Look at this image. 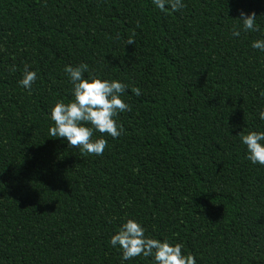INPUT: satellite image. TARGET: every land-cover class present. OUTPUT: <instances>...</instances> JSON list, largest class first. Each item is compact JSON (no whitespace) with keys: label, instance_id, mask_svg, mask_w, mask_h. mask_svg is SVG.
I'll return each instance as SVG.
<instances>
[{"label":"trees","instance_id":"obj_1","mask_svg":"<svg viewBox=\"0 0 264 264\" xmlns=\"http://www.w3.org/2000/svg\"><path fill=\"white\" fill-rule=\"evenodd\" d=\"M184 3L0 0V264H121L109 237L128 218L197 264H264V166L238 136L264 130V53L251 47L264 0ZM241 10L259 30L236 38ZM80 63L129 86L124 132L93 133L107 140L100 156L48 131L51 108L72 99L64 68ZM25 65L31 89L18 84Z\"/></svg>","mask_w":264,"mask_h":264},{"label":"clouds","instance_id":"obj_2","mask_svg":"<svg viewBox=\"0 0 264 264\" xmlns=\"http://www.w3.org/2000/svg\"><path fill=\"white\" fill-rule=\"evenodd\" d=\"M160 12H177L185 7L184 0H151ZM239 25L231 30L233 37L239 38L241 32L258 31L257 17L254 12H239ZM129 39L127 44H133ZM253 49L264 53V38L251 43ZM64 72L71 83L72 99L65 103L57 101L50 110L49 119L53 122L49 127V135L64 138L69 147L79 148L82 153L103 154L107 140L92 139L93 133L107 134L118 138L124 128L117 122L118 114L131 111V106L124 102L128 85L117 79H104L100 76L85 73L89 66L85 63L65 66ZM37 79V73L25 65L22 78L18 84L24 89H31ZM132 94L141 95V89L131 88ZM264 121V108L258 113ZM241 144L245 148V159L253 165L264 166V130H250L239 133ZM142 223L134 218L124 220L118 229L109 237V244L120 250L121 264L137 257L151 258V264H197V257L182 251L181 243H172L167 238H153L145 234Z\"/></svg>","mask_w":264,"mask_h":264}]
</instances>
